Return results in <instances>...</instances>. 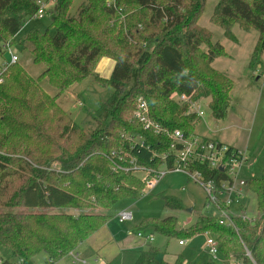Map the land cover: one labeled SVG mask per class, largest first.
Listing matches in <instances>:
<instances>
[{
  "label": "trees",
  "instance_id": "trees-1",
  "mask_svg": "<svg viewBox=\"0 0 264 264\" xmlns=\"http://www.w3.org/2000/svg\"><path fill=\"white\" fill-rule=\"evenodd\" d=\"M46 1L54 2L46 13L49 29L30 30L18 40L25 23L39 13L38 0H0V57L6 45L28 44L34 64L45 67L35 79L14 65L0 85L2 264H35L41 254L47 263L63 260L110 222L109 211L117 202L146 195L134 165L159 170L171 141L132 120L139 99L148 103L152 118L169 133L179 129L186 137L196 135L200 122L190 113L191 103L209 100L213 118L220 122L233 102L232 79L213 66L227 55L225 48L199 25L208 0H80L74 14L70 11L75 0ZM211 22L232 41H237L232 31L236 25L257 30L259 41L250 66L260 63L264 0H219ZM104 57L116 62L106 81L95 75ZM87 79L109 91L91 115L94 125L88 131L58 104L65 92ZM44 80L56 95L44 90ZM175 95L190 102L180 104ZM197 169L208 178L222 176L205 165ZM247 184L257 194L264 216V174ZM161 198L168 209L183 208L173 196ZM258 224L235 218V228L225 227L212 216L181 230L169 217L155 222L154 231L180 241L211 234L227 263L264 264V222L257 232ZM160 256L159 249L150 248L135 264H185L182 256L174 263Z\"/></svg>",
  "mask_w": 264,
  "mask_h": 264
},
{
  "label": "rangeland",
  "instance_id": "rangeland-1",
  "mask_svg": "<svg viewBox=\"0 0 264 264\" xmlns=\"http://www.w3.org/2000/svg\"><path fill=\"white\" fill-rule=\"evenodd\" d=\"M218 1L208 0L206 2L205 11L199 25L213 32L214 42H219L225 48L227 55L216 59L213 66L232 79L233 102L227 117L223 121L216 122L209 107V100L203 101L204 116L199 120L195 133L199 138L222 141L237 148L248 160L244 163V170L241 174L242 179L245 181L258 180L264 174V53L260 63L255 67H251V59L259 41L258 31L255 29L244 30L236 25L232 31L237 41H232L225 37L222 29L213 25L211 17ZM80 3V0H75L70 14L77 11ZM50 24L51 20L47 17L42 20H34L23 28L18 40L24 38L30 30L46 32ZM50 33L55 35V30L51 29ZM26 47L17 45V47L12 48V52L19 58V67H22L29 76L36 79L42 74L45 67L34 64L32 48L28 44ZM4 57L6 56L4 55ZM4 57H0V65ZM41 86L49 95H56L57 90L47 80L42 81ZM78 89H81V93L76 91V98L71 92H65L62 98L67 113L74 118L78 126L88 131L94 125L93 122L90 123L91 115L100 108V104L104 100H107L109 91L97 86L92 79H88ZM137 176L143 178L144 175L137 172ZM204 191L199 186L190 183L183 175H168L152 193L147 191L146 195L141 198L123 199L117 202L109 211L112 217L109 224L115 231L135 233L138 229H141L145 232L154 233L155 242L153 246L160 250L161 260L166 257L171 259L182 256L185 264H203L209 260H214L219 264H235L231 261L227 263L221 253L216 258L208 255L204 234H198L189 239L188 243L183 246L178 237L168 239L163 234L154 231L155 222L169 217L175 218L177 221L176 229L181 230L192 229L201 217H217L218 213L214 208L210 210L205 208L206 195ZM163 195H170L181 200L183 208L181 210L166 208L161 198ZM242 205L245 208L244 210H240L235 206L231 208L233 216H245L253 223H260L261 225L258 224L255 228L258 232L264 222V216L258 208L257 194L247 189ZM24 211L32 213L39 210L26 209ZM125 211L132 213L133 219L124 225L120 223L117 217ZM65 212L77 214L74 210ZM163 227L168 228L165 225ZM46 258L45 254H41L37 259L35 258V261L41 263ZM125 259L122 260V263L130 264V260L127 259L126 263Z\"/></svg>",
  "mask_w": 264,
  "mask_h": 264
},
{
  "label": "built area",
  "instance_id": "built-area-1",
  "mask_svg": "<svg viewBox=\"0 0 264 264\" xmlns=\"http://www.w3.org/2000/svg\"><path fill=\"white\" fill-rule=\"evenodd\" d=\"M37 4L40 8L39 13L30 18L24 27L34 20L46 18V13L52 8L54 2L38 0ZM4 50L6 57L3 56V62L0 65V85L4 83L8 69L19 64V58L12 52V47L6 45ZM174 99L180 104L190 102L186 96L175 95ZM202 103L196 101L190 104V113L195 114L199 119L204 116ZM132 120L140 124L144 131H149L156 136L164 135L171 141L170 152L163 156L162 166L159 170L134 165L136 174L141 172L144 175L140 179L145 183L146 192L152 193L168 175H183L190 183L205 190V208L215 209L221 226L235 228V218L247 219L245 216H233L231 211L233 206L240 210L245 209L242 200L248 189L247 181L243 180L241 175L244 163L248 160L239 150H231L228 145L207 138H199L196 135L186 137L179 129L169 133L152 118L149 105L143 99L138 100ZM199 165L208 166L211 171L218 170L222 176L208 178L197 169ZM117 218L121 224H126L133 219V215L125 211L120 213ZM138 237L147 238L149 242L153 241L152 236L146 237L143 233H138ZM180 243L184 245L185 241H180ZM205 247L211 257L216 258L220 254L216 237L211 234H206ZM65 259H68L69 262L65 263ZM65 259L46 264H87V261L83 260L78 252H71ZM2 262L3 257L0 252V264Z\"/></svg>",
  "mask_w": 264,
  "mask_h": 264
},
{
  "label": "crops",
  "instance_id": "crops-1",
  "mask_svg": "<svg viewBox=\"0 0 264 264\" xmlns=\"http://www.w3.org/2000/svg\"><path fill=\"white\" fill-rule=\"evenodd\" d=\"M115 66H116V62L114 60L108 57H104L100 59V61L96 65L95 75L101 79H104L105 81L110 80L113 75ZM87 80H85L84 82H86ZM84 82L75 84L67 92H71L72 94H74L73 95L74 98H76L77 96L76 91L77 92L79 91V93H81V89H78V88H80V86H82ZM96 85L99 86L98 84ZM58 104L65 112H67V109L64 106L62 96L58 99ZM72 119L74 121V118ZM217 142L228 145L222 141H217ZM230 147L235 148L234 146H231V145ZM138 233H143L145 234L146 237L152 236L153 241L149 242L147 238L145 239L139 238ZM205 238H206V235H205ZM188 241L189 240H186L183 246H185L188 243ZM154 242H155V234L152 232H145L141 229H138L135 233L115 231L112 229L111 225L108 223L103 228H101L99 232H97L96 234L91 236L86 242H84L77 252L80 254L83 260L87 261V264H90V262L91 264H123L122 260L125 258H126L125 259L126 263H127L126 260L128 259L130 260L129 261L130 264H135L141 253L148 251L150 248H156L153 246ZM160 258L161 257H159V260H161ZM176 259L177 257H174L171 259H168L166 257L162 261H165L167 263H174ZM65 260H66L64 261L65 263L69 262L68 259H65ZM47 261L48 259L46 258V260L41 263H37L35 261V264H46ZM231 262H234L235 264H241L240 262H237L235 260H232Z\"/></svg>",
  "mask_w": 264,
  "mask_h": 264
}]
</instances>
